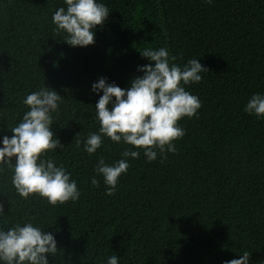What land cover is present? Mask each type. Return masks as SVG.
I'll list each match as a JSON object with an SVG mask.
<instances>
[{
  "label": "trees",
  "instance_id": "trees-1",
  "mask_svg": "<svg viewBox=\"0 0 264 264\" xmlns=\"http://www.w3.org/2000/svg\"><path fill=\"white\" fill-rule=\"evenodd\" d=\"M98 2L110 13L94 44L72 47L52 22L64 0H0V139L11 138L9 128L29 110L28 94L55 90L61 101L52 131L64 148L48 156L81 193L63 205L25 200L5 164L0 229L32 222L52 233L58 255L51 264H106L112 255L118 264H224L245 252L249 264H264V119L244 111L254 93L264 94V0ZM160 47L181 67L198 58L208 70L185 86L201 108L178 121L185 135L173 142L175 153L148 162L140 150L109 196L95 166L137 149L102 136L95 154L84 151L100 127L95 105L103 93L92 84L106 78L127 89L143 75L138 66L150 63L140 51Z\"/></svg>",
  "mask_w": 264,
  "mask_h": 264
},
{
  "label": "clouds",
  "instance_id": "clouds-1",
  "mask_svg": "<svg viewBox=\"0 0 264 264\" xmlns=\"http://www.w3.org/2000/svg\"><path fill=\"white\" fill-rule=\"evenodd\" d=\"M212 2L206 0L208 4ZM64 4L66 7L53 13L55 31L64 34V41L72 47L93 45L96 27L104 24L109 8L98 0H64ZM140 54L150 63L138 66L143 75L134 78L130 87L122 89L114 82L108 83L106 78L98 79L91 87L93 93H103L95 105L100 127L99 134L90 133L83 141L84 151L95 154L102 146V136L137 149H125L122 159L112 165L100 159L95 166L94 171L103 176L109 196L114 194L121 174L128 171V159L139 158L140 150L148 162L155 161L158 153L161 160L167 158L166 153H175L173 142L185 135L178 121L198 116L201 108L199 98L185 87L201 82V74L208 72L198 58L189 59L181 67L166 47L146 48ZM60 101L61 96L47 86L31 92L23 100L29 110L17 126H8L13 135L0 139V170L5 164L11 166V183L17 194L25 200L37 195L53 206L75 203L81 195L71 173L48 156L49 151L64 148L52 131L53 113L58 111ZM244 111L264 119V94L254 93ZM91 182L98 183L95 178ZM4 206L0 201V215L5 214ZM57 255L54 235L32 222L16 224L7 231L0 229V264H51ZM249 258L245 252L239 259L224 264H249ZM118 262V255L106 259V264Z\"/></svg>",
  "mask_w": 264,
  "mask_h": 264
}]
</instances>
